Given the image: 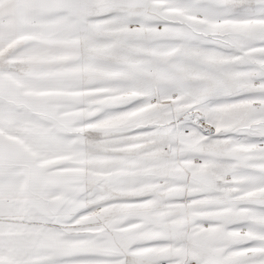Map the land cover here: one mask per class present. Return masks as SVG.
<instances>
[{
    "label": "snow or ice",
    "instance_id": "obj_1",
    "mask_svg": "<svg viewBox=\"0 0 264 264\" xmlns=\"http://www.w3.org/2000/svg\"><path fill=\"white\" fill-rule=\"evenodd\" d=\"M0 264H264V0H0Z\"/></svg>",
    "mask_w": 264,
    "mask_h": 264
}]
</instances>
